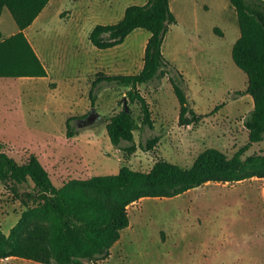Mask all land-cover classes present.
I'll return each instance as SVG.
<instances>
[{
    "label": "rangeland",
    "instance_id": "obj_1",
    "mask_svg": "<svg viewBox=\"0 0 264 264\" xmlns=\"http://www.w3.org/2000/svg\"><path fill=\"white\" fill-rule=\"evenodd\" d=\"M148 0H53L27 33L48 68V75L0 80V141L19 162L36 153L57 186L70 178L117 173L123 165L149 171L165 159L185 167L199 154L217 147L232 157L249 142L245 118L254 106L247 73L232 56L241 34L230 0H171L177 22L168 26L163 52L182 74L189 105L202 118L180 122V101L166 73L138 88L152 110L154 127L134 131L133 152L116 147L107 123L127 102L141 122L139 100L128 97L130 85L104 82L90 92L97 72L137 73L144 63L151 32L133 30L110 48L95 46L89 34L98 23H115L125 7ZM220 29V31L217 30ZM0 30H18L5 7ZM168 68L165 67L164 71ZM171 71V74L175 73ZM2 79V78H0ZM5 79V78H4ZM75 134L68 135L67 119ZM158 142L147 149L149 138ZM131 144L123 141L122 146ZM264 153V139L242 154ZM18 193L0 181V229L9 233L26 208ZM130 225L105 259L85 264H264V177L243 181H208L176 196H146L127 206ZM0 264H45L11 256Z\"/></svg>",
    "mask_w": 264,
    "mask_h": 264
},
{
    "label": "trees",
    "instance_id": "obj_2",
    "mask_svg": "<svg viewBox=\"0 0 264 264\" xmlns=\"http://www.w3.org/2000/svg\"><path fill=\"white\" fill-rule=\"evenodd\" d=\"M50 0H0V18L7 7L19 30L0 40V76L43 77L48 75L44 64L25 33ZM238 14L241 34L232 48L237 65L248 76L242 93H249L254 106L245 118L249 142L232 157L217 147L202 151L190 167L165 159L157 161L149 171L123 165L117 173L98 174L88 178H70L63 185L54 184L48 169L32 152L19 162L3 148L0 141V181L19 194L17 185L32 182L30 191L21 197L26 208L9 233L0 229V258L17 256L45 264H85L107 258L113 244L121 238L122 229L130 225L127 206L146 196H176L208 181H239L254 176L264 177V153L241 156L252 143L264 139V0H230ZM177 18L170 0H148L126 7L124 16L115 23H98L91 30V42L101 48L118 45L136 28L148 29L144 63L137 73L109 74L97 72L92 81L90 97L94 104L95 88L104 82L130 85L127 94L139 100L143 117L139 122L132 110L123 107L112 115L107 131L116 147L129 152L136 150L134 131L142 124L154 127L147 98L138 88L170 73V80L180 101V122L199 121L189 105L188 95L181 84L183 77L163 52L168 26ZM220 31L219 28H217ZM0 37L2 32L0 31ZM167 67L168 70L164 71ZM171 71L175 72L171 74ZM183 80V78H182ZM67 119L68 135L75 134ZM159 136L147 141L151 149ZM123 141L131 144L122 146ZM20 195V194H19Z\"/></svg>",
    "mask_w": 264,
    "mask_h": 264
},
{
    "label": "crops",
    "instance_id": "obj_3",
    "mask_svg": "<svg viewBox=\"0 0 264 264\" xmlns=\"http://www.w3.org/2000/svg\"><path fill=\"white\" fill-rule=\"evenodd\" d=\"M51 1H53V0H50L49 3L44 7V9H46V7L50 4ZM144 3H145V2H144ZM131 4H132V3H131ZM142 4H143V3H142ZM170 5H171V0H170ZM171 8H172V7H171ZM44 9L41 11V13L44 11ZM3 10H4V9H3ZM125 10H126V7H125ZM41 13H40V14H41ZM40 14H39V15H40ZM124 14H125V12H124ZM124 14H123V16H124ZM39 15H38V16H39ZM38 16H37V17H38ZM123 16H122V17H123ZM1 17H2V15H1ZM122 17H121V18H122ZM0 19H1V18H0ZM35 20H36V19H35ZM35 20H34V21H35ZM28 27H29V26H28ZM28 27L24 30L27 36H28V33H27V29H28ZM18 30H19V27H18ZM18 30H15L14 33L17 32ZM0 31H1V30H0ZM12 34H13V33H12ZM12 34H11V35H12ZM8 36H9V35H8ZM3 37H7V36H5V35L2 33V37H0V40H1ZM28 38H29V36H28ZM29 40H30V38H29ZM30 41H31V40H30ZM31 43H32L33 47L35 48V46H34V44H33L32 41H31ZM115 46H117V45H115ZM115 46H114V47H115ZM35 50H36V48H35ZM36 52H37V50H36ZM37 53H38V52H37ZM38 55L40 56V54H38ZM40 58L42 59L41 56H40ZM42 61H43V59H42ZM43 62H44V61H43ZM44 64L46 65L45 62H44ZM46 66H47V65H46ZM47 69H48V68H47ZM0 78H2V79H0V80H6L7 78H18V79H24V78H35V77H27V76H23V77H8V76H0ZM4 78H5V79H4ZM39 158H40V157H39ZM40 160H41V159H40ZM251 178H253V177H251ZM246 179H248V178H246ZM243 180H245V179H243ZM243 180H239V181H243ZM237 182H238V181H237Z\"/></svg>",
    "mask_w": 264,
    "mask_h": 264
},
{
    "label": "water",
    "instance_id": "obj_4",
    "mask_svg": "<svg viewBox=\"0 0 264 264\" xmlns=\"http://www.w3.org/2000/svg\"><path fill=\"white\" fill-rule=\"evenodd\" d=\"M124 107H125L126 110H130V108H129L127 102H125V106H124Z\"/></svg>",
    "mask_w": 264,
    "mask_h": 264
}]
</instances>
